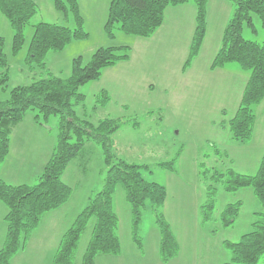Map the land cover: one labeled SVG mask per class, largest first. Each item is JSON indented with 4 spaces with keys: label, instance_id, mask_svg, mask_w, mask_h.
Instances as JSON below:
<instances>
[{
    "label": "rangeland",
    "instance_id": "1",
    "mask_svg": "<svg viewBox=\"0 0 264 264\" xmlns=\"http://www.w3.org/2000/svg\"><path fill=\"white\" fill-rule=\"evenodd\" d=\"M34 1L39 10L25 27V41L16 53L13 50L14 30L0 10V35L5 40L4 51L9 61V79L6 88L0 84V100L7 99L12 88L29 85L49 73L69 77L74 59L82 56L86 63L99 47L128 46L129 60L104 68L98 80L80 87L79 91L85 98L75 106L76 114L94 124L105 118L120 120V128L111 136L115 156L128 163L148 166L143 170L145 177L167 188V199L159 211L178 242L177 254L167 262L162 261L159 249L161 232L156 211L150 202L143 210L138 227L140 247L133 234L132 207L119 184L113 201L119 217L121 251L117 255L98 254L95 264L229 262L232 254L226 247V241H239L253 228L252 223L262 217L259 213L264 212L251 187L229 192L224 189L223 182L214 180L216 169L256 174L264 152V99L253 106L256 122L250 141H236L228 126L238 109L250 72L236 64L212 67L228 21L234 13L233 2L223 0L207 4L202 46L186 66L197 19L194 0H189L180 11H170L167 21L164 20L153 37L130 35L119 29L111 37L105 29L111 0H79L87 36L73 39L61 51H49L45 57L46 68H42L28 59L34 26L39 22H49L75 28L76 23L71 13L66 16L58 11L53 0ZM253 18L256 31L245 25L243 35L262 42L264 29L261 20L256 14ZM105 93L108 100L103 103ZM37 114L36 109H29L13 128L14 134L24 125L50 128L42 135V141L33 145L27 143L32 146V157L24 156L20 163H15L9 156L12 168L19 171L17 179L27 184L37 183L43 170L37 166L36 159L48 155L51 147L55 148L60 133L59 116L45 118L40 115L39 124L35 121ZM17 143H13L14 150H17ZM108 169L103 147L94 139L87 140L62 175V180L72 187L69 200L43 217L42 230L48 235L46 243L57 240L55 233H60L58 239H61L90 198L102 189ZM210 187L216 190L215 210L212 218L204 220L202 206L209 198ZM239 202L240 210L234 222L225 225L221 212L228 204ZM93 223L91 219L81 236L74 264H82ZM4 233L0 227V248L5 241L1 240ZM21 252L17 253L16 264H53L55 251L51 257L39 254L37 259L33 254L29 255V251ZM258 264H264V256Z\"/></svg>",
    "mask_w": 264,
    "mask_h": 264
},
{
    "label": "trees",
    "instance_id": "2",
    "mask_svg": "<svg viewBox=\"0 0 264 264\" xmlns=\"http://www.w3.org/2000/svg\"><path fill=\"white\" fill-rule=\"evenodd\" d=\"M189 0H111L105 24L109 36L115 30L140 37H151L163 24L166 9L187 3ZM235 6L224 31L222 44L217 51L213 68H223L230 64L239 65L250 72L235 115L228 126L236 141L248 142L253 137L256 114L253 106L264 99V40L247 39L243 35L245 25L256 31L253 15L256 14L264 29V0H231ZM58 11L74 16L76 27L71 28L57 23L39 22L29 46V62L46 68L45 57L49 51L63 50L73 39L87 36L84 20L80 14L79 0H53ZM197 5V19L191 40L186 66L198 55L206 33L207 4L209 0H194ZM0 10L8 18L14 30L13 50L18 52L25 41L24 30L31 18L38 12L34 0H0ZM5 40L0 35V84L6 88L9 79V61L4 51ZM124 51V52H123ZM128 46L99 47L88 62L82 56L74 59L72 72L63 78L50 74L29 85L12 88L9 97L0 100V166L10 152L11 132L21 122L29 109L39 114L35 121L41 123L40 115L48 118L57 115L59 138L53 153L35 184H10L0 179V202L6 206L4 216L6 236L0 248V264H12L15 255L24 250L34 230L43 216L65 204L72 187L62 180L69 163L79 154L89 139H94L104 150L105 161L109 166L105 184L90 198L84 209L77 215L73 224L63 233L53 256V264H74L82 234L91 219L94 220L92 235L82 257V264H95L98 254L117 255L121 251L118 235L119 217L114 208L113 195L117 185H122L133 213V234L142 246L138 227L142 213L150 202L156 211L157 224L161 232L160 254L164 262L178 252V242L165 221L160 208L167 199V188L147 179L144 168L117 158L112 150L111 136L120 128L121 121L105 118L94 124L82 120L76 114L75 106L84 101L79 89L84 84L98 80L104 68L129 58ZM108 100L105 93L103 103ZM214 180L223 182L226 191H236L251 187L264 208V152L260 168L254 175L239 173L233 169L215 170ZM215 187H210L209 198L202 206L204 220L212 218L215 210ZM241 202L228 204L221 212L225 225L234 222ZM253 228L243 234L237 242L226 241L231 251V259L224 264H258L264 256V212L259 213Z\"/></svg>",
    "mask_w": 264,
    "mask_h": 264
},
{
    "label": "crops",
    "instance_id": "3",
    "mask_svg": "<svg viewBox=\"0 0 264 264\" xmlns=\"http://www.w3.org/2000/svg\"><path fill=\"white\" fill-rule=\"evenodd\" d=\"M214 1H222L223 2V0H209L210 3H213ZM185 5H187V3L181 4V5H177V6L168 7L166 9V12H165L166 13L165 21H167V16L170 13V11H175V12L180 11L181 8L183 6H185ZM169 9H173V10H169ZM182 10H184V9H182ZM189 12H191V11H189ZM161 27L158 29V31L161 29ZM158 31L156 33H158ZM156 33L154 35H157ZM177 33L180 34V32H178V31H177ZM153 36H151V37H153ZM151 85H153V84H151ZM16 125L13 128H15ZM48 129H50V128L47 127V126H41V125H30V126L24 125V126H20V128H18V130L15 132V134H14V131L12 129V133H13V137L11 138V145L12 146H11L10 152H9L6 160L0 166V179L1 180H4L7 183H11V184L26 183V181L17 179V173H19V171H17L16 169L12 168V163L13 162L11 161V159L13 161H16L15 163H17V162L20 163L21 162L20 159L22 157H24V156L32 157V155L30 153V150H31L32 146H30V144L33 145L34 143H38L39 141H42L41 137L45 133V131L47 132ZM28 139H29V141H28ZM16 141H18L17 150H14L13 143L16 142ZM29 142H30V144H27ZM18 148H20V150ZM53 150H54V147H51L48 155L40 157L41 160L40 159H36V161L38 162L37 166H39L41 168V170H43V168L46 165L47 161L51 157V155L53 153ZM9 156H10L11 159H9ZM34 170L32 172H34ZM35 172H38V171H35ZM55 210L56 209L47 212L45 214V216H43V217L44 218L47 217V215H50ZM6 211H7L6 206L3 203L0 202V227H1V233H2V231H3V233L5 232L1 240L5 239V234H6V223H5V220H4V216L6 214ZM44 218H43V220H41L39 226L34 230L33 234L31 235V237H30V239L28 241V244H27L26 248L24 250H22L21 253L29 251V255L33 254L34 256H36V259H37L39 254H45V257L48 258V257H51V255H52V253L54 251H56V249H57V247L59 245V241H60V239H58L59 238L58 236H60L58 234H60V233H55L56 234V238H57L56 241L51 242V243L50 242L46 243L48 235L46 236L45 235V230H42L43 229L42 228V225H43L42 222L44 221ZM18 255L19 254L15 255V257L12 260V264H16V261L18 259L17 258Z\"/></svg>",
    "mask_w": 264,
    "mask_h": 264
}]
</instances>
